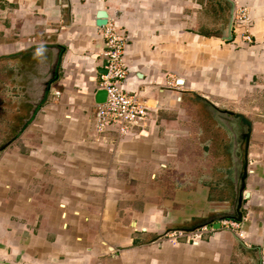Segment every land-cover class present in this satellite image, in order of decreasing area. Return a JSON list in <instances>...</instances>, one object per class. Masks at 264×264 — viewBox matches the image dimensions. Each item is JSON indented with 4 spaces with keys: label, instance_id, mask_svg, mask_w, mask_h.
<instances>
[{
    "label": "crops",
    "instance_id": "obj_1",
    "mask_svg": "<svg viewBox=\"0 0 264 264\" xmlns=\"http://www.w3.org/2000/svg\"><path fill=\"white\" fill-rule=\"evenodd\" d=\"M233 1L253 44L213 31L228 0H0V264H260L264 122L225 103L264 90V0ZM100 10L151 113L124 136L95 127ZM203 225L196 244L159 239Z\"/></svg>",
    "mask_w": 264,
    "mask_h": 264
},
{
    "label": "built area",
    "instance_id": "obj_2",
    "mask_svg": "<svg viewBox=\"0 0 264 264\" xmlns=\"http://www.w3.org/2000/svg\"><path fill=\"white\" fill-rule=\"evenodd\" d=\"M252 14L245 5L235 8L234 30L247 44H253L254 38L250 31ZM107 51L105 57L107 73L102 75L101 87L107 91V100L97 104L95 127L98 133H106L110 130L124 136L134 128H143L151 118L150 108L146 105L139 92H129L124 88L129 71L125 62V50L127 38L122 35L114 24L104 26ZM230 226L240 229V222L230 221ZM205 228L194 232L171 231L162 239L176 241L178 237L186 233L192 237L193 243H199L203 239ZM239 237H243L238 231ZM262 264H264V248L262 249Z\"/></svg>",
    "mask_w": 264,
    "mask_h": 264
},
{
    "label": "water",
    "instance_id": "obj_3",
    "mask_svg": "<svg viewBox=\"0 0 264 264\" xmlns=\"http://www.w3.org/2000/svg\"><path fill=\"white\" fill-rule=\"evenodd\" d=\"M231 4V8H230V15H229V24H228V35H224V39L226 40H232L233 39V25H234V13H235V6L236 3L233 0H228ZM98 21L97 24L98 26H105L108 23V13L106 10H100L98 13ZM107 73V69L105 68L104 70V74ZM95 100L97 103H104L107 100V91L105 89H100L97 91L96 96H95ZM235 117L237 118V123H233L232 127L233 129L236 131V135L237 138L239 139V133H238V128L236 126V124H238L239 122H243L244 125L248 126V132L244 135L246 137V142L247 145L249 143V139H250V133L252 130V121L247 118L245 115L243 114H236ZM248 167H245V169L243 170V173L241 174V177L239 178V180H237L238 182V188H239V196L238 199L236 201V205L234 206V214L231 215L230 217L232 219H234L235 221H241L242 220V208H243V200L244 198H246V196L249 195V192H245L244 194V189L246 186V178L248 176ZM221 220H218L217 222L214 223L213 227L214 229H219L221 228ZM203 227H205V225L203 226H199L197 228L194 229H190V230H181V231H186V232H194L196 230L202 229ZM171 231H167L165 233H163L159 239H162L167 233H169ZM260 264H262V255H261V259H260Z\"/></svg>",
    "mask_w": 264,
    "mask_h": 264
},
{
    "label": "rangeland",
    "instance_id": "obj_4",
    "mask_svg": "<svg viewBox=\"0 0 264 264\" xmlns=\"http://www.w3.org/2000/svg\"><path fill=\"white\" fill-rule=\"evenodd\" d=\"M223 17L221 18V23H218L219 25H216L213 29L216 33H225L227 32L228 27V11L227 13H222ZM226 17V22H225ZM42 79V77H41ZM4 98L2 94H0V100ZM247 101L248 106L244 107V101ZM245 100H243V104L240 99V95L235 94L234 98H232L231 101H228L226 106L230 109H233L235 111H244L248 113L250 119H261L264 122V90H250L249 94L246 96ZM223 104V103H222ZM243 105V106H242ZM219 107L223 105H219ZM1 144V141H0Z\"/></svg>",
    "mask_w": 264,
    "mask_h": 264
}]
</instances>
